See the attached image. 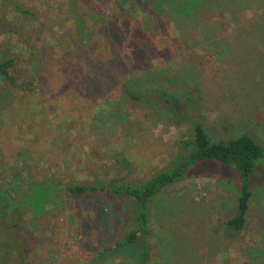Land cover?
Returning a JSON list of instances; mask_svg holds the SVG:
<instances>
[{"label":"rangeland","instance_id":"obj_1","mask_svg":"<svg viewBox=\"0 0 264 264\" xmlns=\"http://www.w3.org/2000/svg\"><path fill=\"white\" fill-rule=\"evenodd\" d=\"M251 1L247 18L225 6V30L204 33L202 21L179 26L138 10L141 41L129 32L117 43L101 23L74 18L68 0H0V60L14 59L12 76L26 81L0 79V264H133L98 258L131 227L121 202L68 186L142 185L173 166L198 122L213 137L248 132L264 145V55L247 36L231 38L262 21L264 0ZM153 91L164 92L156 106L128 96ZM236 181L231 169L200 164L160 193L144 264H264V167L238 235L225 226ZM40 185L50 200L37 211L29 200Z\"/></svg>","mask_w":264,"mask_h":264},{"label":"trees","instance_id":"obj_2","mask_svg":"<svg viewBox=\"0 0 264 264\" xmlns=\"http://www.w3.org/2000/svg\"><path fill=\"white\" fill-rule=\"evenodd\" d=\"M249 4L256 6V1L68 0V6L75 12L74 18L84 19L88 16L94 23H101L111 33L117 43H121L122 39L126 38L129 32H131L130 38H132L133 42L137 43L138 40L141 41L132 27L138 10H142L144 13L149 12L158 21L170 20L179 24V26L187 24L191 28H194L202 21L203 27L198 25V28L204 33L205 31L210 32L213 30L214 25L219 26V29L216 28L217 30H225L224 24L218 18V11L224 10V12H227L225 6L230 7L235 5L233 8L236 9V12L240 10L241 18L244 20V17L247 18L248 16H246L245 12L242 13L245 9L243 7L250 8ZM262 4L264 7V3ZM17 9L25 15L29 13L21 7H17ZM111 9H118L124 13L118 18L114 11H112L113 13L111 12ZM226 9L228 10V8ZM262 11L264 16V9ZM259 20L254 19V22L259 23V26H255L252 29L246 26L244 30L235 31L231 34V38L239 41L247 36L254 42V46L258 49V55L262 53L264 55V46L262 43L260 47L258 45V39L261 41L262 38L264 39V17L261 19V22ZM180 29L182 28L180 27ZM238 45L240 46V44ZM241 50L245 51L244 48H241ZM144 51V48L139 49L136 47L132 53V57L141 60L144 58ZM15 62L14 59L0 60V79H3L13 87H18L17 78L11 74V69L15 66ZM24 84H26V81L23 80L19 87H24ZM163 94L164 92L159 91L147 92L142 95L129 92L128 96L134 101L156 106L158 105L159 96L162 97ZM168 102L170 103L171 101L168 99ZM172 109L171 115L174 116L176 115V109L174 107ZM193 133L192 140L181 142L184 153L175 160L173 166L169 170H165L147 180L142 185L119 184L113 180L107 183L73 185L66 188L67 192L71 195H102L121 202L119 203L120 208L130 221L131 227L129 230L114 244L106 246L99 252V259H103L106 255L111 257L125 256L135 259V263L133 264H144L147 260L146 251L140 250V247L145 246L146 241L152 233L151 208L153 200L163 191L187 178L195 167L200 164L218 165L231 169L235 173L237 181L234 212L226 220L225 226L227 231L234 235L241 234L246 229L254 196L253 180L258 170L264 167V164L259 163L264 157V145L248 132L229 138L213 137L210 131L199 122L194 123ZM47 188V185L37 186L34 190L35 196L29 200L30 204L37 211L44 210L45 205L50 200V198L46 197L48 194ZM1 212L2 215L0 217L6 218L7 215L0 209Z\"/></svg>","mask_w":264,"mask_h":264}]
</instances>
